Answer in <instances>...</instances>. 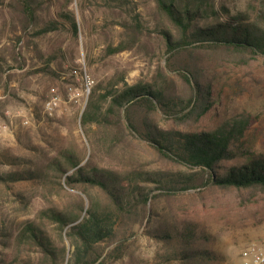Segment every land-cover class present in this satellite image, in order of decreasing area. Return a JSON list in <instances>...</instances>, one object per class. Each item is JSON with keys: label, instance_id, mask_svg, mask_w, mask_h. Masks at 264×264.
<instances>
[{"label": "rangeland", "instance_id": "374dc122", "mask_svg": "<svg viewBox=\"0 0 264 264\" xmlns=\"http://www.w3.org/2000/svg\"><path fill=\"white\" fill-rule=\"evenodd\" d=\"M165 1H174L182 9L183 0ZM63 2L43 5L35 21L28 24L15 3L0 0V174L41 173L39 179L0 182V264H53L29 240H22L26 224L49 236L60 254L57 264H68L74 251L71 238L64 234L69 227L61 232L44 213L55 210L70 216L83 206L82 218L91 203L107 205L97 188L70 189L64 185L65 175L59 179L50 169L53 159L61 158L63 152L83 158L81 164L91 160L117 173L169 172L200 178L197 169L161 157L124 127L91 124L85 135L80 125L92 91L93 99L101 100L113 86L120 90L150 83L160 73L166 91L185 102L189 87L165 67V34L178 38L179 29L155 0H72L68 10L74 15L77 37L67 24L42 33L52 17L61 22L55 14ZM255 4L254 0H211L201 5L200 0L202 17L197 23L207 24L212 19L209 11H218L221 5L254 15ZM118 46L123 50L113 53ZM175 57L174 62L186 63L197 77L204 101L171 117L156 111L142 121L143 114L135 113L142 127L150 123L160 130L207 133L226 118L246 115L249 127L242 144L264 153V56L202 48ZM74 68H82L81 74L85 71L92 82L89 94L78 99L71 90L81 91L83 85L72 74ZM52 98L57 105L49 114L45 103ZM108 103L109 99L103 102L105 108ZM148 206L151 218L131 227L121 243L105 247L97 264H181L171 257L176 246L146 232L159 227L162 220L167 225L198 226L209 236L202 248L215 259L195 264H243L242 252L264 239V190L259 187L188 189L158 196ZM113 247L122 251L120 258L114 257Z\"/></svg>", "mask_w": 264, "mask_h": 264}, {"label": "trees", "instance_id": "16d2710c", "mask_svg": "<svg viewBox=\"0 0 264 264\" xmlns=\"http://www.w3.org/2000/svg\"><path fill=\"white\" fill-rule=\"evenodd\" d=\"M11 1L21 9L28 24L35 21L37 12L43 5L60 3V0ZM63 1L60 11L55 14V18L61 22H56L52 17L46 24L48 28L42 33L67 24L70 33L77 37L75 18L68 10L72 0ZM155 1L158 8L179 29L178 38L172 39L165 34V52L168 54L165 67L178 75L189 87V98L184 102L183 99L170 95L163 87L164 76L160 73L158 79L150 83H138L120 90L113 86L101 96V100L93 99L95 91H92L80 116V125L85 135L91 124L124 127L148 143L161 157L175 164L197 169L200 178L169 172L117 173L99 168L91 160L81 164L83 158L70 152L61 153V158L53 159L50 169L58 174L59 179L65 175L64 185L70 189L78 186L97 188L108 200L104 207L91 203L82 218L80 212L83 211V206L79 213L70 216L55 210L44 213L45 217L58 225L61 232L69 227L64 234L71 238L74 251L68 264H97L105 247L121 243L125 234L131 233V227L142 225L146 217L151 218L148 204L158 196L209 186L221 189L259 187L264 190V153L251 151L242 144L249 127L246 115L226 118L207 133L160 130L150 123L142 127V121H146L148 115L156 111L171 117L183 113L199 101H204L201 97V85L197 77L188 70V65L174 62L177 54L195 49L215 48L264 56V0H254V15L247 11L230 10L221 5L218 11H209L212 19L205 25H199L197 19L202 17L201 5L211 0H201V5L200 0H183L181 10L176 8L174 1ZM122 50V46H118L113 53ZM108 99L109 103L105 108L103 102ZM140 112L143 114L142 121H137L134 115ZM229 163L231 164L228 165ZM70 170L72 172L67 174ZM40 177L38 170L13 171L0 174V182L7 184ZM145 185L153 186L146 188ZM160 223L159 227L147 228L146 232L153 239L176 246L177 250L171 256L173 259L181 264L215 259L210 251L202 248L203 243L208 242L209 236L198 226L167 225L163 220ZM21 237L38 247L53 264H57L59 251L52 247L49 236L40 228L26 224ZM114 251L117 259L123 255L118 247H113L112 252Z\"/></svg>", "mask_w": 264, "mask_h": 264}, {"label": "built area", "instance_id": "2783aa9c", "mask_svg": "<svg viewBox=\"0 0 264 264\" xmlns=\"http://www.w3.org/2000/svg\"><path fill=\"white\" fill-rule=\"evenodd\" d=\"M82 68L72 70V74L76 78L82 79L83 88L81 91L71 90L72 97L78 99L79 97L87 96L89 94L92 82L87 78L85 71ZM57 105L56 99L52 98L45 103V110L50 114L54 107ZM243 264H264V239L257 243L251 244L242 252Z\"/></svg>", "mask_w": 264, "mask_h": 264}]
</instances>
